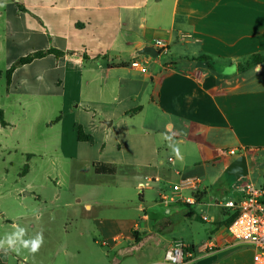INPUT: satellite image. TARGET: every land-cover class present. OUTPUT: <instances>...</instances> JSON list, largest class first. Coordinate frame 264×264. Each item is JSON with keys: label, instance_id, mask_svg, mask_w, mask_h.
<instances>
[{"label": "crops", "instance_id": "obj_1", "mask_svg": "<svg viewBox=\"0 0 264 264\" xmlns=\"http://www.w3.org/2000/svg\"><path fill=\"white\" fill-rule=\"evenodd\" d=\"M156 40L167 61L157 48L154 58L137 54ZM35 52L45 54L18 64ZM258 53L264 0H0L5 147L23 158L26 176L52 159L78 164L57 182L62 205L43 204L31 184L20 201L1 196L0 239L17 226L25 240L44 237L34 255L5 245L3 262L136 264L144 254L138 264H147L180 242L187 264H255V248L229 233L235 211L224 203L256 186L264 157V64L237 69ZM204 55L213 61L193 59ZM41 120L46 138L32 141ZM79 127L92 142L78 139ZM239 156L249 173L235 182L226 170ZM100 164L115 173H96ZM185 178L198 182L181 192L189 204L173 190ZM117 207L126 212L115 216Z\"/></svg>", "mask_w": 264, "mask_h": 264}, {"label": "rangeland", "instance_id": "obj_2", "mask_svg": "<svg viewBox=\"0 0 264 264\" xmlns=\"http://www.w3.org/2000/svg\"><path fill=\"white\" fill-rule=\"evenodd\" d=\"M170 54L166 55L162 53L157 59H161L163 61H167L170 59ZM3 101V99H0ZM9 111V110H7ZM9 113V112H8ZM12 115L7 114V117L10 118ZM31 116H29V121H32ZM42 120L40 123H36V137L32 139V141H38L41 137L46 138L47 133L44 132V125H41ZM7 136V142H10V140L14 139V136ZM6 139L2 138L0 136V200L1 196L5 195L10 199L11 201H16V197H19V201L24 198V193L28 191H31L32 193L36 190H32L29 187V185H33L32 187L34 189H41L42 194L44 197L42 198V202L47 203L48 205L55 206L56 200L54 199V193L59 188V184L57 182L61 181V179L64 176V171H68L69 173L73 171L75 174L76 169H78V164H67L62 163L60 160H50L49 163L43 164L44 166L42 168H38L35 171H33L29 176L23 175V170L25 166V162H23V158L19 154H16L13 150H9L5 147ZM255 166L256 170L258 172V175H255L254 181L256 183V186L260 185V176L261 173L264 172V157L263 155H260L259 157H256L255 160ZM6 170L8 172H6ZM67 172V173H68ZM73 174V175H74ZM30 189V190H28ZM122 191V190H121ZM117 191V192H121ZM127 193V191H124ZM171 194V192H168ZM12 195V196H11ZM131 197V195H128V198ZM171 197V195H170ZM136 199V198H132ZM138 200V198H137ZM4 202V201H3ZM25 204L28 205H34L37 204L33 197H29L25 199ZM60 205L63 204V201L60 200ZM118 209L114 211V215H123L126 211L124 209L117 207ZM165 212V210L163 211ZM140 258H135L134 263L138 264L142 262L145 259V255L142 254Z\"/></svg>", "mask_w": 264, "mask_h": 264}, {"label": "built area", "instance_id": "obj_3", "mask_svg": "<svg viewBox=\"0 0 264 264\" xmlns=\"http://www.w3.org/2000/svg\"><path fill=\"white\" fill-rule=\"evenodd\" d=\"M153 46L163 53L167 52V44L161 40L153 42ZM133 67H138L146 71L147 63L133 61ZM236 149L222 150V155H237ZM197 180L185 178L179 184L173 186V190L177 197L185 203H193V197L181 195L185 189H196ZM170 198L167 195L162 197L163 201H168ZM226 208L232 209L237 213L236 218L228 226L231 236L240 242L252 245L255 248V264H264V189L249 185L246 188L245 196L238 202L226 201ZM187 250L185 246L177 242L171 245L164 254L161 260L149 262L147 264H187Z\"/></svg>", "mask_w": 264, "mask_h": 264}, {"label": "trees", "instance_id": "obj_4", "mask_svg": "<svg viewBox=\"0 0 264 264\" xmlns=\"http://www.w3.org/2000/svg\"><path fill=\"white\" fill-rule=\"evenodd\" d=\"M44 54H45V52H35V53L30 54L24 58H21L18 61V64L19 65L27 64L36 58L42 57ZM193 59H197L199 61H207L209 63L211 61H213L210 56H206V55L199 56L198 58H193ZM261 64H264V54H260V53L253 54L246 61L239 63L237 65V69H238V71H245L247 69H250L252 67H255V66L261 65ZM7 73L9 75L10 70ZM8 78H9V76H8ZM137 111H138V109H135L132 112H129L128 114L136 113ZM0 124L3 127L8 125V123L5 121V118H4V112L1 109H0ZM78 139L80 141H85V142H92L93 141V138L90 135L85 134L83 132V130L81 129V127L78 128ZM94 167H95V172L98 174H114L116 171L115 165L100 164V165H95ZM27 170H28V165H25L23 173H26ZM262 188L264 189V175H263ZM236 216H237V213H235L234 216L231 218L229 225L236 218ZM0 264H6L5 262H3L1 257H0Z\"/></svg>", "mask_w": 264, "mask_h": 264}, {"label": "clouds", "instance_id": "obj_5", "mask_svg": "<svg viewBox=\"0 0 264 264\" xmlns=\"http://www.w3.org/2000/svg\"><path fill=\"white\" fill-rule=\"evenodd\" d=\"M25 232L26 230L24 228L17 226L15 232L6 235L4 239H0V249H3L5 245H7V249L19 251V247H17V245H19L20 247L27 249L29 253L33 255L37 253L44 242L43 234L37 233L34 238L25 240L23 239Z\"/></svg>", "mask_w": 264, "mask_h": 264}, {"label": "water", "instance_id": "obj_6", "mask_svg": "<svg viewBox=\"0 0 264 264\" xmlns=\"http://www.w3.org/2000/svg\"><path fill=\"white\" fill-rule=\"evenodd\" d=\"M139 55H146L150 57H157L160 55V52L153 46H145L140 51ZM107 125H111V122H105ZM227 174L233 176L235 182L241 177L247 176L249 173L248 163L245 156L237 157L226 170Z\"/></svg>", "mask_w": 264, "mask_h": 264}]
</instances>
